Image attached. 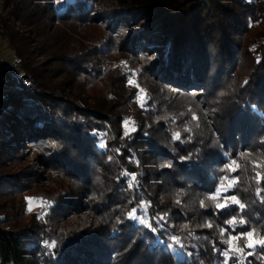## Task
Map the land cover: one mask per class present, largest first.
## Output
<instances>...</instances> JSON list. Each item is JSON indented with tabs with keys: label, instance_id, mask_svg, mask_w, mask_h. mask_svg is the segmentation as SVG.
I'll return each mask as SVG.
<instances>
[{
	"label": "trees",
	"instance_id": "obj_1",
	"mask_svg": "<svg viewBox=\"0 0 264 264\" xmlns=\"http://www.w3.org/2000/svg\"><path fill=\"white\" fill-rule=\"evenodd\" d=\"M2 7L14 64L0 67V264H223L229 234L264 235V180H255L264 167L253 166L264 158V0ZM127 119L135 130L125 136ZM233 159L246 207L217 210L207 196ZM42 171L56 179L41 183ZM28 196L46 206L25 220ZM142 202L155 232L127 218ZM233 217L246 223L229 225ZM172 236L183 247L169 248ZM53 240L49 254L43 242ZM246 243H234L244 252L230 250L228 264H264V247L247 255Z\"/></svg>",
	"mask_w": 264,
	"mask_h": 264
},
{
	"label": "snow or ice",
	"instance_id": "obj_2",
	"mask_svg": "<svg viewBox=\"0 0 264 264\" xmlns=\"http://www.w3.org/2000/svg\"><path fill=\"white\" fill-rule=\"evenodd\" d=\"M132 75H133V77H135L136 73H133ZM128 83L130 85L133 84V79H129ZM245 83H247V81H245ZM137 87H138V85H137ZM140 92H143V90L141 89ZM144 95H146V94H144ZM137 102L140 103L141 107H144V103H145L144 98L139 93L137 94ZM192 119L197 120L198 118L195 114H193ZM130 123L131 122L128 120L124 121V127H125L124 135L125 136L129 135V127L128 126ZM198 126L199 125H197V127ZM131 130L134 131L135 130L134 127ZM184 130L187 132H191V129L187 128V127ZM172 139H173V141L179 140L180 139V133L174 132L172 134ZM99 146L104 147L105 145L103 143H101ZM250 155H251V153H247V152L241 154L242 157H247ZM233 165H235V167H233ZM253 166H254V168L264 167V158L260 159L259 162L253 161ZM164 167H171V165L166 164V165H164ZM239 167H240V165L238 164V162L235 159L231 160V162L229 164H226L221 169V171H227L229 174L221 176L219 178L218 186H217L215 192L208 194L207 199L214 202L217 210L225 209V208H231V206H233V205L238 206L239 209H241L242 211L245 209L246 205L244 203H242L240 201V199L238 198V196L236 194H234V192H233V189L236 187V185L240 183L239 177H231V175H230L232 172H235ZM124 175H128V174L124 173ZM135 180H136V177L133 174L131 176V181L129 182L130 188L133 186V182ZM255 180H256V183L259 184L261 180H264V176H262L260 172H256L255 173ZM225 182H227V183H225ZM261 191H264V189H261L259 187L256 189V195L258 197L260 196ZM230 192H233V194L227 195ZM180 202L181 201L179 199V194H178L177 199H176V203L179 204ZM261 203H264V198H261ZM200 207L201 208L206 207L205 201L203 199L200 200ZM28 210L29 211L31 210L30 206H29ZM137 213H140V215H137ZM166 216H167V214H165V216L160 217V220H164L166 218ZM127 218L133 219V220L137 221L139 224L145 225L146 227H148L153 232L157 231V228L154 227L148 221L147 205L144 204L143 202L141 203V205L139 207H134L127 214ZM227 223L229 225H236L237 223L243 225L246 223V221L243 219V217H241L239 219V221H237V219L235 217H233L231 220L227 221ZM184 227L187 228L188 225H184ZM208 227H212V225L209 224ZM224 232H225V230L223 228H221L220 229V235L223 236ZM233 232H235V228H233ZM189 235H191V233H189ZM242 239L247 240V243L245 244L244 247L252 250V251L248 252L247 255L255 254V250H256L257 245L264 247V235H261L255 229H252L251 231L245 229V231L243 233L235 234V235L229 234V238L224 241L225 243H227L229 245V250H225L222 253L226 258L225 261L223 262V264H228V260L231 259L230 250H234V251L239 252V253L244 252V249L240 248L238 246V244L235 247H233V242H238ZM171 240H172V243L168 245L169 248H173L175 245H180L181 247H183L180 237L172 236ZM43 243H44L45 248L48 250L49 254H51L52 249H54L56 247V241L55 240H53L51 242L44 241ZM180 255H183V254L181 253ZM189 255H190V253H189ZM260 255L264 256V253H261ZM233 264H235L234 261H233Z\"/></svg>",
	"mask_w": 264,
	"mask_h": 264
},
{
	"label": "rangeland",
	"instance_id": "obj_3",
	"mask_svg": "<svg viewBox=\"0 0 264 264\" xmlns=\"http://www.w3.org/2000/svg\"><path fill=\"white\" fill-rule=\"evenodd\" d=\"M102 1L106 5L112 6V5H116V4L120 3L121 0H102ZM0 16L4 17V18L8 16L7 10L3 9V7H2V0H0ZM10 22L13 23L14 26L16 28H18L19 30L21 29L22 31H25L24 28L22 26H20L19 23L15 22L13 20H10ZM86 35L88 37H94V36L97 35V30L95 29V27L92 26V29L86 30ZM115 57H118L117 56V52H113V53L109 54V58H111V60H114L115 64H117V63L118 64L119 63L122 64V61L116 60ZM13 64H14V57L12 55L11 50L9 49V47L7 45V42L1 36V28H0V67L9 66V65H13ZM125 70L128 71V68H126ZM129 79H133V84H131V85H135V86L138 85L139 94L143 97L144 91L140 92V90L141 89L143 90V88L137 83L136 78L133 77V75H130ZM68 91L71 92L72 95H74L75 93L80 95L82 100H83V102H86V103L92 102V100L90 98H88L86 93L84 91H82V90L78 91V90H74V88H69ZM127 120L131 122L130 119H127ZM122 127H123V130H124V133H125L124 122L122 124ZM128 127H129V132L132 131L131 129L134 127L132 122L129 124ZM28 162H33L31 157H29V161ZM37 169L40 170V171L42 170L40 166H38ZM40 174L42 176V179H41L42 182L41 183H43V184L48 182V180H55L56 179V177L54 175H52V174H50L48 172L42 171ZM41 183L39 185H42ZM27 200H28V207H27L28 213H27V216H26L25 220H28L33 212H39V213L42 214L43 211L42 212H40V211L43 210L44 207L46 206L45 201H43L42 199H38V198H32L30 196L27 197ZM29 206L31 207L30 211L28 210ZM234 243L235 242H233V247L235 246Z\"/></svg>",
	"mask_w": 264,
	"mask_h": 264
},
{
	"label": "built area",
	"instance_id": "obj_4",
	"mask_svg": "<svg viewBox=\"0 0 264 264\" xmlns=\"http://www.w3.org/2000/svg\"><path fill=\"white\" fill-rule=\"evenodd\" d=\"M6 81V76L0 73V84Z\"/></svg>",
	"mask_w": 264,
	"mask_h": 264
}]
</instances>
